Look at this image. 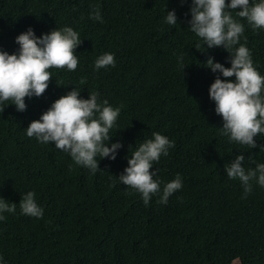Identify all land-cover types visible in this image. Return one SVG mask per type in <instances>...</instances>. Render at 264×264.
<instances>
[{"label":"trees","instance_id":"16d2710c","mask_svg":"<svg viewBox=\"0 0 264 264\" xmlns=\"http://www.w3.org/2000/svg\"><path fill=\"white\" fill-rule=\"evenodd\" d=\"M190 8L191 0H0V50L18 52L15 38L29 27L37 37L72 27L82 40L74 52L77 69L50 68L48 88L26 97L25 111L0 103V198L16 205L0 221V264H264V187L253 180L245 195L226 172L241 154L246 172L264 163V134L254 137L255 148L222 134L209 88L217 76L235 77L204 63L212 57L231 67L230 53L208 48L191 31ZM173 9L177 24L169 25ZM95 10L102 23L91 18ZM238 11L231 14L245 26L240 43L264 76V29L253 30ZM104 53L114 54L115 67L96 69ZM73 88L84 99L98 92V102L121 109L108 146L119 141L122 147L115 160L97 155L95 173L54 143L26 134L31 121ZM156 132L175 146L150 169L161 192L145 206L119 175ZM177 174L181 189L159 203ZM29 191L42 218L21 213Z\"/></svg>","mask_w":264,"mask_h":264},{"label":"clouds","instance_id":"9594fccd","mask_svg":"<svg viewBox=\"0 0 264 264\" xmlns=\"http://www.w3.org/2000/svg\"><path fill=\"white\" fill-rule=\"evenodd\" d=\"M185 2L180 0L181 4ZM237 9V16L245 19L253 30L264 29V0L252 4L250 0H230V3L226 0H191L188 23L191 31L202 38L208 48L223 47L230 53L231 67L214 62L212 57L204 63L205 67L219 71L225 78L235 77L233 81L217 76L209 88V97L215 101V112L223 119L222 134L233 142L255 148L254 137L264 134V76L254 67L250 50L240 43L245 26L231 14ZM91 18L103 22L98 10ZM166 23L177 24L174 9L167 11ZM15 42L19 45L18 52L10 54L0 50V103L12 101L11 104L23 112L27 107L26 97H40L45 93L52 79L50 68L77 69L79 61L74 52L82 40L72 27L53 29L39 37L29 27L15 38ZM115 64L114 54L104 53L96 59L95 68L115 67ZM84 82L83 79L80 81ZM98 97L99 93L93 92L87 99L81 98L80 91L73 88L56 99L40 119L30 122L27 136L35 137L43 144L54 143L56 148L69 153L75 164L95 173L100 168L97 155L115 160L117 150L122 147L119 141L108 146L110 129L121 109L112 107L107 100L98 102ZM153 137L140 144L119 175L120 182L141 194L145 206L152 195L161 192V181L153 178L156 170L150 169L161 155L167 156L169 148L175 146L159 132L153 133ZM244 159L242 154L236 156L226 167V172L230 179H239L247 195L252 190L253 180L264 187V163L246 172L242 167ZM181 187L182 181L177 174L164 185L158 202L167 204L169 196ZM19 204L22 214L43 217V209L37 204L34 192L23 195ZM6 212L15 213L16 205L0 198V221L6 219L3 215Z\"/></svg>","mask_w":264,"mask_h":264},{"label":"rangeland","instance_id":"374dc122","mask_svg":"<svg viewBox=\"0 0 264 264\" xmlns=\"http://www.w3.org/2000/svg\"><path fill=\"white\" fill-rule=\"evenodd\" d=\"M236 264H237V262H236Z\"/></svg>","mask_w":264,"mask_h":264}]
</instances>
